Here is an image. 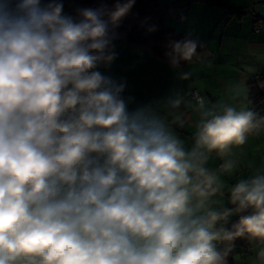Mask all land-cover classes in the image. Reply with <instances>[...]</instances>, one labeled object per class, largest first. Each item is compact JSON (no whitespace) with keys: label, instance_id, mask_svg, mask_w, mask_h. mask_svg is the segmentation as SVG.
I'll return each instance as SVG.
<instances>
[{"label":"clouds","instance_id":"9594fccd","mask_svg":"<svg viewBox=\"0 0 264 264\" xmlns=\"http://www.w3.org/2000/svg\"><path fill=\"white\" fill-rule=\"evenodd\" d=\"M135 2L73 18L62 0H0V264H228L238 238L264 264V171L236 182L235 208L223 209L206 166L215 153L233 172V149L264 116L195 93L187 148L181 91L130 110L126 82L100 69L116 59L115 29ZM166 47L173 69L202 56L190 38Z\"/></svg>","mask_w":264,"mask_h":264},{"label":"crops","instance_id":"0c3cea01","mask_svg":"<svg viewBox=\"0 0 264 264\" xmlns=\"http://www.w3.org/2000/svg\"><path fill=\"white\" fill-rule=\"evenodd\" d=\"M227 1L235 11L227 13L226 8L217 5L195 3L187 9L172 12L181 25L179 30L169 29L173 41L184 37L198 41L202 46L198 48L202 53L200 60L173 69L167 57L154 55L147 47L114 41L117 57L110 68L100 69L114 79L126 82L123 96L134 98L129 104L130 110L160 99L170 90L181 91L190 103L181 106L180 111L185 113L187 123L183 128H176V132L187 148L194 142V122L199 119L194 111L195 101L188 97L191 88L199 89L213 103L219 100L238 109L247 107L254 111L256 108V113L264 116V96L257 104L249 97V83L264 93V27L258 32L252 28L255 20L264 22V0ZM242 8L243 12H240ZM186 71H191L192 77L180 80L179 73ZM232 158L237 161V168L231 173L223 172L220 168L222 161L215 153L207 162L206 166L217 172L223 185L222 191L212 197L214 207L234 209L230 203L231 187L240 179H248L257 171H264V123L248 135L244 145L233 149ZM236 215L237 212H233L218 227L227 228ZM246 244L250 243L246 240ZM219 247L222 248L223 244ZM238 252L232 254L233 264L242 260L235 256ZM248 255L253 259L252 245Z\"/></svg>","mask_w":264,"mask_h":264},{"label":"trees","instance_id":"16d2710c","mask_svg":"<svg viewBox=\"0 0 264 264\" xmlns=\"http://www.w3.org/2000/svg\"><path fill=\"white\" fill-rule=\"evenodd\" d=\"M146 1L147 0H136L135 5L144 4ZM47 2L48 0H42V4H46ZM62 3L64 5L63 14L72 16L73 18H77V9L96 8V7H99L101 3H105L110 7L112 3H115V0H62ZM155 3L159 10V17L157 20L156 19L153 20L154 24L156 23V26L159 29H161L164 34H168L172 37L173 34L170 33L171 31L169 32V29H171V27L166 26L163 23V19H162L163 7L161 6L158 0H155ZM195 3H202L207 6L217 5L218 7L226 8L227 13L230 11H235L228 5L227 0H173L172 3L170 4V8L174 10H177V9L182 10V9L189 8L192 4H195ZM241 11L243 12V8L240 10V12ZM179 18H182V17L180 16ZM128 21H129L128 17L123 18L119 27L115 29L116 38L113 40V42L114 41H124L126 43L135 44L141 47L144 46L143 44H137L136 42H138L140 36L145 33V29L144 28L139 29L137 26L132 25V24L128 25ZM143 39L146 40L145 38ZM183 39H185V37ZM166 49L167 48H165V50ZM154 55L162 56L164 58L166 57L165 54L163 55V52H160L158 48H157V51H155ZM262 96H264V93L258 92L255 89V87L252 86V83H249L250 99H252V101L257 104L258 100ZM254 111L256 112V108ZM251 211H252L251 209H248L244 212L237 213V215L233 218V220L231 221V223L226 229L231 230L232 226L239 221L240 216L248 215L251 213ZM234 243H235V248L228 257V264H233L232 254L237 251H243V248L247 245V244L245 245L246 239L244 238H238ZM242 246L243 248L241 250L240 247Z\"/></svg>","mask_w":264,"mask_h":264},{"label":"rangeland","instance_id":"374dc122","mask_svg":"<svg viewBox=\"0 0 264 264\" xmlns=\"http://www.w3.org/2000/svg\"><path fill=\"white\" fill-rule=\"evenodd\" d=\"M158 1L163 7L162 19L164 25L179 30L181 25L177 23L176 16L172 13L174 9L170 8V4L173 0ZM113 4L114 3H112L111 6ZM126 17L129 19L128 25L132 24L139 29H145V33L140 36L138 42H136L137 44H143L144 46L142 47H147L153 53H155L158 48L160 52H163V55L165 54L167 51V49L165 50V48H167L166 45L169 41H172L173 38L168 34H164L163 31L156 26V23L154 24L153 20H157L159 17V10L155 0H147L144 4L134 5ZM153 28L154 30L149 31V29ZM235 256L242 258V260L238 261V264H251L254 259V257L253 259L251 258L252 255L246 256L243 251L236 253Z\"/></svg>","mask_w":264,"mask_h":264},{"label":"built area","instance_id":"2783aa9c","mask_svg":"<svg viewBox=\"0 0 264 264\" xmlns=\"http://www.w3.org/2000/svg\"><path fill=\"white\" fill-rule=\"evenodd\" d=\"M244 10H246V11H251V9H249V8H244ZM262 27H264V22H262L261 20H255V22H253V26H252V28H253V30H254L255 32L260 31ZM195 93H198V94H200V95L203 96L202 92H201L199 89H197V88H191V89L189 90V92H188V97L191 98V99H193V95H194ZM193 100H194V99H193ZM250 249H251V245H250V244H247V245L243 248V251H244L245 254H248L249 251H250Z\"/></svg>","mask_w":264,"mask_h":264}]
</instances>
